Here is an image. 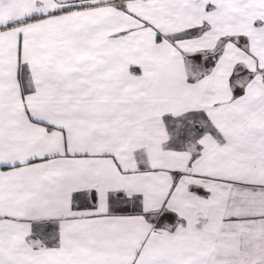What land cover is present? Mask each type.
<instances>
[{
    "label": "snow or ice",
    "instance_id": "snow-or-ice-1",
    "mask_svg": "<svg viewBox=\"0 0 264 264\" xmlns=\"http://www.w3.org/2000/svg\"><path fill=\"white\" fill-rule=\"evenodd\" d=\"M0 264H264V0H0Z\"/></svg>",
    "mask_w": 264,
    "mask_h": 264
}]
</instances>
